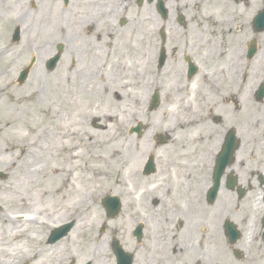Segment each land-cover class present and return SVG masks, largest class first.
Returning <instances> with one entry per match:
<instances>
[{
    "label": "flooded vegetation",
    "instance_id": "flooded-vegetation-1",
    "mask_svg": "<svg viewBox=\"0 0 264 264\" xmlns=\"http://www.w3.org/2000/svg\"><path fill=\"white\" fill-rule=\"evenodd\" d=\"M33 22L56 32L42 65L60 45L55 68L71 93L125 98L120 136L133 153L103 194L117 201L98 199L101 222L76 240V222L55 240L48 230L20 264L86 252L76 264H264V0H0L11 83L33 60ZM109 113L82 131L105 130ZM67 237L74 245L48 260Z\"/></svg>",
    "mask_w": 264,
    "mask_h": 264
},
{
    "label": "rangeland",
    "instance_id": "rangeland-1",
    "mask_svg": "<svg viewBox=\"0 0 264 264\" xmlns=\"http://www.w3.org/2000/svg\"><path fill=\"white\" fill-rule=\"evenodd\" d=\"M34 23L37 22H33L31 27V52L36 57L37 62L28 80L22 85L11 84L8 79L9 76L13 75L12 71L6 70V73L0 74V127L14 115V110H12V102L14 100H18L19 102H36L38 98L43 106L41 108L42 114L46 115L50 109L59 108L60 106L62 115L67 117L69 122L74 121V119L78 121V126L76 127L77 131L73 136L75 139H79L80 145L76 151L78 152L83 149L85 154H91L92 152L90 149L93 150L96 146L89 142L91 138L90 133H92V131H98L99 129L92 130L90 133L83 135L82 130L85 129V127L91 129L90 125L84 126V121L87 120L88 116H91V113L99 109H108L110 112H116L118 115H120L121 109L119 106L110 107L109 104L105 103L106 99L104 102L99 101V99L103 100V98H105L103 88L94 86L79 87L78 92L80 95L77 97L76 93H71L70 86L62 85L59 82L60 74L57 67L54 71H46L41 61L51 51L52 47L49 44L56 42L58 39L56 32L47 31V33H51V35L40 33ZM43 35L48 36V38ZM2 39L0 35V43H2ZM40 39H48L46 40L48 45L43 49V44H41ZM46 42H44V44ZM7 58L8 57L1 58L0 65H6ZM77 99L79 102L78 112L76 107ZM31 111L38 112L37 109L33 110L26 107L24 113L30 115ZM103 125L105 130L113 131L120 135V126L116 125V122L112 124L105 122ZM96 133L101 134V131ZM117 141L110 143V145L119 146ZM42 144L44 146L43 149L40 148L35 152H31L25 157L20 155V149L14 153L0 151V241H2V243H0V257H2V253L9 248L14 252L13 261L15 257L18 258V264H20L25 250L34 251L42 247L41 241H43L44 234L49 228L40 229L35 226V222L27 223L26 221H21L16 224H7V214L10 213L11 209L14 210V207L20 203L17 199L20 198L22 202L29 203L33 209L40 211V217H47L51 220L59 221L75 219L76 223L80 224L79 226L77 225L76 229L73 231V233L75 232L76 234L74 239L76 240L78 235L81 234L83 230H86L90 223H98L103 220V211L99 206L98 199L105 193L106 187L114 182V179H121L120 166L117 165L118 156L113 157L110 155L107 156L103 163H92L90 169L95 171L97 168H101L102 174L100 175L94 171L84 172L81 169L84 161L81 160L78 171L80 174L85 175L87 179H76L73 187L77 188L75 192L76 197L82 194L83 191H86L87 199L84 203L80 204L77 198L75 201L78 205H76V208H72L73 206H70L69 202L67 204L64 203L66 198L61 196L60 187L59 191L55 192L62 182V178L59 179L56 172L52 171V169H44L42 175L45 176V179H43L44 177H38L41 176V174L37 176L36 173L32 171L35 166H42L41 163L45 166L59 164L65 169L69 164L66 159V154L60 152L57 155V133H54L51 137H46L42 141ZM72 161H75V159H72ZM18 164L26 168H20ZM37 183L38 185H36ZM80 185L82 187H80ZM11 186L12 188H10ZM78 187H80V189ZM75 201L73 203H75ZM86 210L88 211L86 212ZM81 225L85 228L81 227ZM19 228L23 231L15 240L7 239L4 236V233ZM68 241L69 237L48 250L45 253L47 259H50L51 254H54L58 258L62 250L66 249L67 251L69 247L74 245L73 243L68 244ZM44 247L45 249L49 248L45 245ZM18 252H22V254L20 256L16 255ZM68 253H66V256ZM87 255L88 253L86 252L83 258ZM83 258L79 259L77 262H81Z\"/></svg>",
    "mask_w": 264,
    "mask_h": 264
},
{
    "label": "bare ground",
    "instance_id": "bare-ground-1",
    "mask_svg": "<svg viewBox=\"0 0 264 264\" xmlns=\"http://www.w3.org/2000/svg\"><path fill=\"white\" fill-rule=\"evenodd\" d=\"M114 95L115 91L113 89H110L108 91V104L110 105V107L112 106V108L113 106H119L120 108H122L125 98L116 100ZM120 95L122 96L121 93L118 96ZM12 104L14 115L8 121H5L4 124L0 127V151L14 153L20 149V155H23V157H25L28 156L31 152H35L40 148L43 149L44 146L42 144V141L46 137H51L54 133H57V155L60 152L67 155L66 159L69 163L67 168L65 169L62 165L59 164L45 166L40 162L42 166L37 165L35 166V168H33L32 171L35 172L37 176L41 174V176L38 177H44L43 179H45V176L42 175L44 169H52V171L56 172V175L59 177V179L62 178V182L60 186L57 187V191L55 190V192H58L60 187L61 196L63 198H66L64 200L65 204H67L68 202L69 204H72L77 198L78 203L81 204L84 203L87 199L86 191H83L82 194L76 197L75 192L77 188L73 187L76 179H87L85 175L80 174V172L78 171V166L80 165L81 160L84 161L81 169L84 172H92L94 171L93 169H90L92 163H103L106 160L107 156H118L117 165H120L121 157L123 154H127L130 157L133 153V147L130 143L125 144L122 140V137L118 133L107 130H101V134H98L96 132L90 133L87 130L83 131V133L91 134L90 143H93L96 148L93 150L90 149L92 152L91 154H85L83 149L77 152L76 149L79 148L80 144L79 141L73 136L77 131L76 127L78 126V121L74 119V121L69 122L67 117L62 115V110L60 109V107L50 109L48 111V114L44 115L41 113V108L43 106L39 102L38 98L36 102H19L18 100H14ZM127 105L129 104L127 103ZM26 107L33 110L37 109L38 112L31 111L30 115H27L24 113ZM102 118L103 120L98 123L105 124V122H108L109 124H112L116 122V125L121 126L126 122V119L124 117H119L116 112L106 114ZM86 125H88L87 120L84 121V126ZM85 128L88 129L87 127ZM115 141H117L119 146L110 145V143H113ZM72 159H75V161H72ZM19 167L26 168L25 166L20 165ZM94 172L100 175L102 174V169L97 168ZM36 185H38V183ZM80 187L82 186L80 185ZM80 187L78 188L80 189ZM10 188H12V186ZM17 200H19L20 203L14 207V210L12 209L10 211V215L6 216V223L16 224L18 223V217H25L28 218V221H34V215L39 213L40 211L33 209L29 203L22 202L20 198ZM55 223V220L51 222L40 220L39 222H37V225L39 227H42L53 225ZM22 231L23 230H20L19 228L17 230H12L10 232L4 233V236L7 239L15 240V238H18V236H20V233ZM0 243H2V241H0ZM13 256V250H10L9 248L6 249L2 253V257H0V264H12Z\"/></svg>",
    "mask_w": 264,
    "mask_h": 264
},
{
    "label": "water",
    "instance_id": "water-1",
    "mask_svg": "<svg viewBox=\"0 0 264 264\" xmlns=\"http://www.w3.org/2000/svg\"><path fill=\"white\" fill-rule=\"evenodd\" d=\"M24 75V74H23ZM0 176H1V173H0Z\"/></svg>",
    "mask_w": 264,
    "mask_h": 264
}]
</instances>
